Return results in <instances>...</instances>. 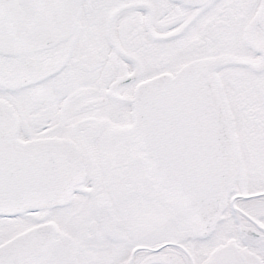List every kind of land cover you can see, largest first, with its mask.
Wrapping results in <instances>:
<instances>
[{
	"label": "snow or ice",
	"instance_id": "1",
	"mask_svg": "<svg viewBox=\"0 0 264 264\" xmlns=\"http://www.w3.org/2000/svg\"><path fill=\"white\" fill-rule=\"evenodd\" d=\"M0 264H264V0H0Z\"/></svg>",
	"mask_w": 264,
	"mask_h": 264
}]
</instances>
